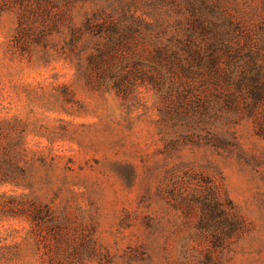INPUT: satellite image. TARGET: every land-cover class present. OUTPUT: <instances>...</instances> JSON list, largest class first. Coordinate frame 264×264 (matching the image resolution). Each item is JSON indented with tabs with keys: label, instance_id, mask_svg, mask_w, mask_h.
<instances>
[{
	"label": "rangeland",
	"instance_id": "374dc122",
	"mask_svg": "<svg viewBox=\"0 0 264 264\" xmlns=\"http://www.w3.org/2000/svg\"><path fill=\"white\" fill-rule=\"evenodd\" d=\"M148 1L31 5L27 34L19 7L0 1V264H128L130 255L142 258L131 264H264V138L253 120L217 114L209 126L162 114L139 75L123 92L98 84L86 68L89 36L72 37L102 12L143 34ZM222 1L251 25L264 15V0ZM151 50L140 35L121 51ZM209 180L242 224L220 246L196 227L194 197Z\"/></svg>",
	"mask_w": 264,
	"mask_h": 264
},
{
	"label": "trees",
	"instance_id": "16d2710c",
	"mask_svg": "<svg viewBox=\"0 0 264 264\" xmlns=\"http://www.w3.org/2000/svg\"><path fill=\"white\" fill-rule=\"evenodd\" d=\"M0 1L19 7V29L27 34L31 5L45 9L57 0ZM160 1H148L154 15L144 22L143 34L139 23L123 25L103 12L71 27L73 38L87 33L92 42L86 68L95 81L123 92L129 88L130 77L139 75L159 95L160 113L209 126L217 114L241 113L253 120L255 133L264 138V15L251 25L222 0ZM140 35L148 36L152 50L142 58L124 55L123 47ZM207 182V192L194 197L202 205L196 227L199 235L220 246L233 232L241 231L242 224L229 202L220 200ZM46 208L49 221L50 207ZM40 210L33 207V221L43 218ZM133 260L142 258L130 255L128 264Z\"/></svg>",
	"mask_w": 264,
	"mask_h": 264
}]
</instances>
